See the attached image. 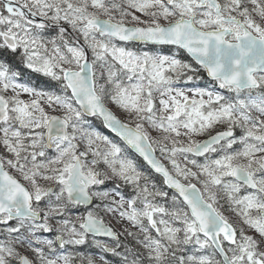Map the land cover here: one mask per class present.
Segmentation results:
<instances>
[{"label":"snow or ice","instance_id":"1","mask_svg":"<svg viewBox=\"0 0 264 264\" xmlns=\"http://www.w3.org/2000/svg\"><path fill=\"white\" fill-rule=\"evenodd\" d=\"M0 264H264V0H0Z\"/></svg>","mask_w":264,"mask_h":264},{"label":"flooded vegetation","instance_id":"2","mask_svg":"<svg viewBox=\"0 0 264 264\" xmlns=\"http://www.w3.org/2000/svg\"><path fill=\"white\" fill-rule=\"evenodd\" d=\"M82 250H85V251H87V249H82ZM92 251H93V252H95L96 250H95V249H92Z\"/></svg>","mask_w":264,"mask_h":264}]
</instances>
